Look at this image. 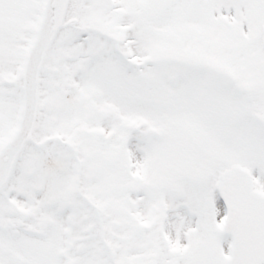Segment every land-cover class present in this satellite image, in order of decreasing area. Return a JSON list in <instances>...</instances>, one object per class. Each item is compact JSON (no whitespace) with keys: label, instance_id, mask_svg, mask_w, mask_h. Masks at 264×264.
<instances>
[{"label":"snow or ice","instance_id":"1","mask_svg":"<svg viewBox=\"0 0 264 264\" xmlns=\"http://www.w3.org/2000/svg\"><path fill=\"white\" fill-rule=\"evenodd\" d=\"M0 264H264V0H0Z\"/></svg>","mask_w":264,"mask_h":264}]
</instances>
